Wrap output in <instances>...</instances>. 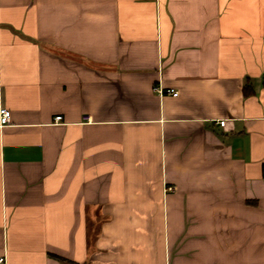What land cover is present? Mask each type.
Segmentation results:
<instances>
[{
    "label": "crops",
    "instance_id": "obj_1",
    "mask_svg": "<svg viewBox=\"0 0 264 264\" xmlns=\"http://www.w3.org/2000/svg\"><path fill=\"white\" fill-rule=\"evenodd\" d=\"M1 106L2 264H264V0H0Z\"/></svg>",
    "mask_w": 264,
    "mask_h": 264
},
{
    "label": "built area",
    "instance_id": "obj_2",
    "mask_svg": "<svg viewBox=\"0 0 264 264\" xmlns=\"http://www.w3.org/2000/svg\"><path fill=\"white\" fill-rule=\"evenodd\" d=\"M154 89L159 92L160 94H163V88L161 86L156 85ZM168 92L172 93L174 96H177L179 94L178 90L176 88H169L167 90ZM10 118H11V110L7 107L1 106L0 107V125L4 126L8 123H10ZM62 115H57L56 119H61ZM226 120H221L220 123L221 125H225ZM167 190H175V186L173 185H168ZM5 262V257H0V264Z\"/></svg>",
    "mask_w": 264,
    "mask_h": 264
}]
</instances>
